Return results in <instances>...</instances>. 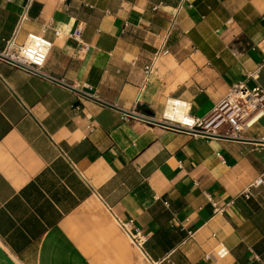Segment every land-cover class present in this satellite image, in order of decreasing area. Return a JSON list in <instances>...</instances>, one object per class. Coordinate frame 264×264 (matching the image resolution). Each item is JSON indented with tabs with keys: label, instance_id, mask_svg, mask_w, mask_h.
Segmentation results:
<instances>
[{
	"label": "crops",
	"instance_id": "crops-1",
	"mask_svg": "<svg viewBox=\"0 0 264 264\" xmlns=\"http://www.w3.org/2000/svg\"><path fill=\"white\" fill-rule=\"evenodd\" d=\"M29 4L19 41L53 47L42 73L0 59V264H264V116L244 140L152 122L264 88V0H0V53Z\"/></svg>",
	"mask_w": 264,
	"mask_h": 264
},
{
	"label": "built area",
	"instance_id": "built-area-1",
	"mask_svg": "<svg viewBox=\"0 0 264 264\" xmlns=\"http://www.w3.org/2000/svg\"><path fill=\"white\" fill-rule=\"evenodd\" d=\"M29 7L30 4L21 13L16 29L12 36L5 40V49L1 53L33 72L42 73L52 50L53 40L43 33L28 32L24 41H19L23 23L28 19ZM71 37L82 43V30L74 31ZM156 59L157 57H154L144 66L147 78L154 70ZM263 116L264 88L261 86L250 88L244 81H241L232 86L229 94L206 117L193 115L190 103L187 101L172 99L168 102L162 119L159 121L164 122L167 127L183 130L194 136L244 140L246 131L251 129ZM252 185L256 187L264 185V175H261ZM119 222L132 244L142 249L147 240V235L142 229L133 220ZM229 253L228 247L220 244L215 252L216 261L224 259ZM207 257L211 258V255ZM216 261L215 264H217Z\"/></svg>",
	"mask_w": 264,
	"mask_h": 264
},
{
	"label": "water",
	"instance_id": "water-1",
	"mask_svg": "<svg viewBox=\"0 0 264 264\" xmlns=\"http://www.w3.org/2000/svg\"><path fill=\"white\" fill-rule=\"evenodd\" d=\"M0 59L5 60V61H8V62L13 63V64H16V65L19 66V67H23V68H25V69H28V68H26V67H24V66H22V65H20V64H17L16 61L14 62V61H12L11 59L5 57L2 53H0ZM28 70H30V69H28ZM74 90H75L76 92H78L80 95H82V96H84V97H87L88 99H91V100L97 101V102H99V103H101V104H103V105H106V106H108V107H112V108H114V109H117V110L121 111L122 113L126 114V116H127V115H130V116H139V115H136V114H134V113H132V112H130V111H126V110L121 109V108H119V107H117V106H114V105H112V104H110V103H107V102H105V101H103V100H101V99H99V98H97V97H94V96H92V95H89V93H86V92H84V91H81V90H79V89H74ZM152 122L167 127V126L164 124V122L162 123L161 121H155V120L152 121ZM228 139H232V138H228ZM255 142H263V141L256 140Z\"/></svg>",
	"mask_w": 264,
	"mask_h": 264
}]
</instances>
